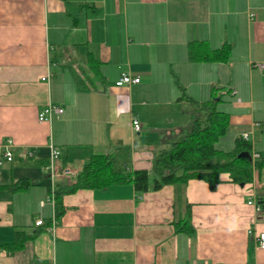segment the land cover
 Masks as SVG:
<instances>
[{
  "label": "crops",
  "instance_id": "0c3cea01",
  "mask_svg": "<svg viewBox=\"0 0 264 264\" xmlns=\"http://www.w3.org/2000/svg\"><path fill=\"white\" fill-rule=\"evenodd\" d=\"M191 41L229 51L190 60ZM123 72L139 81L117 85ZM211 97L228 114L215 146L227 151L247 133L252 161L264 159V0H0V143H14V159L0 164V264H264L254 236L264 231V165L246 183L222 172L214 187L68 191L52 222L49 144L76 172L110 151L150 171L154 152L203 117ZM47 103L63 110L39 121ZM16 231L31 236L4 249Z\"/></svg>",
  "mask_w": 264,
  "mask_h": 264
},
{
  "label": "trees",
  "instance_id": "16d2710c",
  "mask_svg": "<svg viewBox=\"0 0 264 264\" xmlns=\"http://www.w3.org/2000/svg\"><path fill=\"white\" fill-rule=\"evenodd\" d=\"M228 51V46L210 49L204 41H191L187 54L190 60H224ZM202 107L203 117L194 115L187 129L167 147L154 152L150 171L128 168V162H120L115 151L92 153L74 182L67 189L54 191V219L58 220L64 213L63 193L80 188L104 189L113 184L131 183L136 192H144L190 179H202L214 187L222 172H227L233 182L251 181L253 170L263 166L264 159L252 161L251 143L243 137L235 139L227 151L218 149L215 143L226 134L228 114L218 109L215 97L203 102ZM30 236L16 231L12 241L2 247L8 251L21 249Z\"/></svg>",
  "mask_w": 264,
  "mask_h": 264
},
{
  "label": "built area",
  "instance_id": "2783aa9c",
  "mask_svg": "<svg viewBox=\"0 0 264 264\" xmlns=\"http://www.w3.org/2000/svg\"><path fill=\"white\" fill-rule=\"evenodd\" d=\"M251 65L261 69L263 67V62L262 61H251ZM45 78V77H43ZM139 77H131L129 73L123 72L120 77L115 81L117 85H122V84H129L132 82H138ZM62 107L52 104V103H47L42 109L38 112L37 118L39 121H48L51 119L53 113H61L62 112ZM130 124L134 130H139L141 125L140 122L138 121L137 118H132L130 121ZM243 138H247V133L242 134ZM14 143L10 138L4 139L0 143V164L3 162L7 161H12L14 159ZM49 159L47 164L44 166L47 175L50 180V190H49V196L48 200L51 202V204L54 206V185L55 181L59 178H66L69 179L72 183L74 182L77 172L74 171L73 169L69 167H60L58 165V157H59V150L53 147L52 144H49ZM19 156L21 158H32V152H24V153H19ZM247 203L253 204L256 210H259L261 208L260 204H258L255 199H248ZM54 217L52 219V222L54 221ZM42 219L39 218L35 220L36 225L42 224ZM250 232V230H249ZM255 239L258 242V245L260 248L264 249V231H260L256 233Z\"/></svg>",
  "mask_w": 264,
  "mask_h": 264
}]
</instances>
